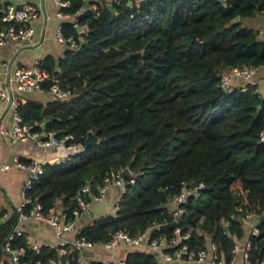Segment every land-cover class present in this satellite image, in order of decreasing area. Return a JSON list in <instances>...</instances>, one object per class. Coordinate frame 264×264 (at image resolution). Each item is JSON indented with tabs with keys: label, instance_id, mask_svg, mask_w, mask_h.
Wrapping results in <instances>:
<instances>
[{
	"label": "trees",
	"instance_id": "1",
	"mask_svg": "<svg viewBox=\"0 0 264 264\" xmlns=\"http://www.w3.org/2000/svg\"><path fill=\"white\" fill-rule=\"evenodd\" d=\"M82 2L69 0L62 10L75 13ZM91 2L94 9L75 17L84 31L76 32L72 22L60 25L61 33L81 46L66 47L57 64L50 55L40 60L70 96L44 104L25 99L17 111L23 122L44 121L43 130L57 137L71 134L78 141L91 130L97 141L64 161L44 162L38 179L24 190L30 201L23 211L36 202L48 214L59 200L70 219L83 184L94 194L105 175L128 165L131 174L125 176L117 210L93 218L76 237L104 241L116 229L169 237L178 227L188 234L183 240L188 249L204 248L211 240L228 264L234 242L245 233L242 218L251 214L257 232L245 236L250 260L258 264L264 255V94L246 82L224 89L219 76L229 67L264 66L259 32L233 22L236 15L260 13L264 0H112L111 9L104 0ZM4 23L0 19V27ZM133 51L141 52L128 54ZM49 84L45 81L44 88ZM199 183L175 226L159 229L173 220L171 198ZM16 221L15 208L0 221V246ZM10 244L22 248L19 259L28 264L78 261L76 250L32 249L24 236H14ZM157 260L153 251L128 248L123 264Z\"/></svg>",
	"mask_w": 264,
	"mask_h": 264
},
{
	"label": "built area",
	"instance_id": "2",
	"mask_svg": "<svg viewBox=\"0 0 264 264\" xmlns=\"http://www.w3.org/2000/svg\"><path fill=\"white\" fill-rule=\"evenodd\" d=\"M56 5L57 10L55 12L56 17L63 19L67 16L68 12L62 10L63 7L69 4V0H52ZM84 2V0H82ZM87 7L91 9L95 8L92 4ZM82 7L75 11L79 12ZM1 21L4 23L0 27V44L5 42H11L15 44L16 48H20L24 45L30 44L31 37L33 34V28L28 24L29 21L35 19L42 12V7L30 2L15 5L12 2L3 3L0 7ZM264 17V9L261 11ZM55 40L64 47H76L77 42L72 36H64L61 33L60 24H57L54 30ZM260 38L264 41V27L259 31ZM2 66H6V63H1ZM257 71L256 66H234L229 67L223 71L219 76V85L224 89H229L230 83L233 78H241L244 82L249 84H255V74ZM50 81L47 88H44L43 83ZM17 92H38L48 93L56 99H66L70 96V90L62 88L58 84L55 78H52L44 67L41 66L40 61H34L28 65H19L12 69L8 78V84L0 89V99L3 102L5 111L10 116V126L5 127L0 122V135H4L11 143H19L25 141H33L36 145L41 147H57L62 149L63 156L55 158L54 162H61L67 158V154L78 151L81 146L78 141L73 140L71 134H64L62 136H55L53 131L43 132V138H38L41 134L40 131L34 129L36 125H40L38 121L23 122L20 114L17 111V105L20 98L17 97ZM264 138V132L262 134ZM16 165L22 167L26 171V178L22 183V199L16 205L15 210L17 211V221L11 227L10 231L6 235L2 244L3 250L9 257L8 264H28L25 261H20L19 257L23 250L21 247H13L10 241L14 236H26L22 229L19 227V223L22 220L32 219L35 221H43L49 224L53 230L55 237L60 239V236L65 232H74V238L71 241L59 240L57 242L58 253H64L65 250L77 252L81 250L95 249L102 247L105 249H113L116 247L122 248H135L138 245H145L149 250L156 253L158 257V264H167L172 261H180L190 264H224L222 256L217 252L216 245L211 240H207L204 248L198 250H191L187 248V244L183 242L187 238V233H180L178 227H174L172 235L169 237H153L150 238L148 230L141 232L139 235L130 236L123 229L114 230L109 238L104 241H88L82 237H76L78 230H74V219L83 210L89 207V204L93 202H99L105 196L106 191L110 186L116 187L122 191L126 184V178L121 175V169L111 172L109 175H105L103 183L97 187V192L94 194L90 193V187L87 183L83 184L75 195V199L78 203V208L72 212V218L67 219L63 213L55 215L52 213L43 214L40 212V205L36 202L33 203L32 207L28 212L23 211V207L30 201L28 197L24 195V190L29 188L31 183L38 179L39 175L43 171V162L37 159H30L29 162L23 164L16 162ZM3 167H7L4 165ZM129 182L133 181V178L128 179ZM202 185L201 183L193 187H183L181 191L171 198L170 200V213L173 220L176 221L178 216L184 211L183 204L186 202L188 195H196L198 188ZM84 196H88L89 200H85ZM119 197L111 205V211H115L118 208ZM7 217L6 213H0V221ZM251 214H246L242 220L243 222L248 221L251 218ZM158 227V226H157ZM257 229L253 226L250 229L248 235L256 234ZM248 235L244 240L239 243L235 241L232 246V256L229 259L228 264H233L235 255L240 254V264H253L250 260V248L251 242ZM27 244L32 248L36 249V244L31 243L26 239ZM169 249V250H166ZM111 262L106 261L105 264ZM116 264H123V258L116 259ZM32 264H59L55 259L51 258L47 262L36 261ZM76 264H80L78 261ZM90 264V263H88ZM258 264H264V255L258 261Z\"/></svg>",
	"mask_w": 264,
	"mask_h": 264
},
{
	"label": "crops",
	"instance_id": "3",
	"mask_svg": "<svg viewBox=\"0 0 264 264\" xmlns=\"http://www.w3.org/2000/svg\"><path fill=\"white\" fill-rule=\"evenodd\" d=\"M106 5L111 4L112 0H104ZM12 2L15 5H21L27 2L40 5L42 7V12L38 17L28 22L33 28V34L31 43L24 45L20 48H16L14 43L5 42L0 44V89L8 84V78L12 69L19 65H28L34 61H40L44 56L50 55L55 60L57 64L58 58L62 55L63 50L66 48L60 45L54 38V30L57 24L64 21L72 22L75 27L76 32H81L85 30L84 25H78L76 22V15L82 9H84V2H82V8L76 13H67V16L63 19L56 17L55 12L57 10L56 5L52 0H0L1 5L3 3ZM91 0H89V6L92 5ZM90 8V7H86ZM238 21L241 26L251 27L256 29L258 32L264 27V17L261 12L253 16L239 17ZM260 37V34H259ZM5 62L6 66H2L1 63ZM256 88L261 94H264V66L257 67L255 74ZM244 80L241 78H233L231 85L243 84ZM230 85V86H231ZM17 97L20 98L19 101H24L25 99H32L41 102L51 100L52 95L48 93H38V92H17ZM3 102L0 99V122L5 126H10V116L5 111L3 107ZM40 122V127H41ZM41 134L45 132L43 128L40 130ZM63 156V151L57 147H41L36 145L33 141H25L19 143H11L7 137L0 135V213L4 212L9 215V213L16 207V205L22 199V183L26 178V171L16 165L19 159H37L41 162H46L49 160L54 161L55 158ZM7 165V167H3ZM116 187L110 186L105 193V196L99 202H93L89 204V207L81 211L74 219V230H78L84 224L91 223L93 218L111 211V205L116 200ZM61 207L59 200H56L54 207L50 209L49 213L59 215L61 213ZM251 217L248 221L244 223V234L243 237L237 240L241 243L246 237V233L255 226L254 221ZM19 227L22 229L25 239L31 243L36 244V247L40 245L57 246L59 240L71 241L74 238V232H65L60 236V239L55 237L53 230L49 224L43 221H35L32 219L22 220L19 223ZM128 248L116 247L113 249H105L102 247H97L95 249L81 250L78 252V262L80 264H88L91 261H101L102 263L115 262L116 259L124 258L126 250ZM135 249L139 250H149L145 245H138ZM155 253V252H154ZM156 254V253H155ZM5 261L8 264L9 257L7 253L3 250L2 245L0 246V264ZM241 257L237 253L233 264H240ZM167 264H190L180 261H172Z\"/></svg>",
	"mask_w": 264,
	"mask_h": 264
},
{
	"label": "water",
	"instance_id": "4",
	"mask_svg": "<svg viewBox=\"0 0 264 264\" xmlns=\"http://www.w3.org/2000/svg\"><path fill=\"white\" fill-rule=\"evenodd\" d=\"M220 1L224 2L225 0H220ZM88 4H89V0H84V4H83V5H84V8H86V7L88 6ZM128 4H130V1H128ZM107 7H108L109 9H111V8H112V5H111V4H107ZM238 18H239V16L236 15V16L233 18V22H237V21H238ZM78 28H79V25L76 26V29H78ZM80 46H81V43H79V44L77 45L78 48H79ZM140 52H141V51H133V52H129L128 54H129V55H135V54H139ZM43 127H44V121L41 123V128H43ZM38 138H40V139L43 138V133L40 134ZM96 141H97V137H96V135L94 134V132L91 131V130L87 131V133H86L85 136H80V137L78 138V143L80 144L81 148H85V147H87V146L90 145V144H94V143H96ZM120 173H121V175L129 176V175L131 174V171L129 170L128 165L125 166V167H123V168L121 169ZM263 217H264L263 214L260 215V218H263ZM175 224H176V221H175V220H172V221H170V222H165V223H161V224H159V225H158V228H159V229H162V230H166V229H169V228L174 227Z\"/></svg>",
	"mask_w": 264,
	"mask_h": 264
},
{
	"label": "rangeland",
	"instance_id": "5",
	"mask_svg": "<svg viewBox=\"0 0 264 264\" xmlns=\"http://www.w3.org/2000/svg\"><path fill=\"white\" fill-rule=\"evenodd\" d=\"M116 189H117V188H116ZM120 194H121V191L117 189L114 198L117 199V198L120 196Z\"/></svg>",
	"mask_w": 264,
	"mask_h": 264
}]
</instances>
